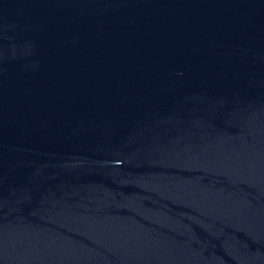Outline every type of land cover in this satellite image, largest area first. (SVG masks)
I'll return each mask as SVG.
<instances>
[{"label": "water", "instance_id": "obj_1", "mask_svg": "<svg viewBox=\"0 0 264 264\" xmlns=\"http://www.w3.org/2000/svg\"><path fill=\"white\" fill-rule=\"evenodd\" d=\"M0 264H264V0H0Z\"/></svg>", "mask_w": 264, "mask_h": 264}]
</instances>
